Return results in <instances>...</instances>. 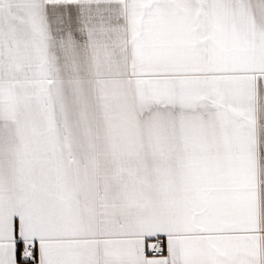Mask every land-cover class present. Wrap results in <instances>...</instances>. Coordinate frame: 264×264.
<instances>
[{
    "label": "snow or ice",
    "instance_id": "6c2138e0",
    "mask_svg": "<svg viewBox=\"0 0 264 264\" xmlns=\"http://www.w3.org/2000/svg\"><path fill=\"white\" fill-rule=\"evenodd\" d=\"M0 264H264V0H0Z\"/></svg>",
    "mask_w": 264,
    "mask_h": 264
}]
</instances>
